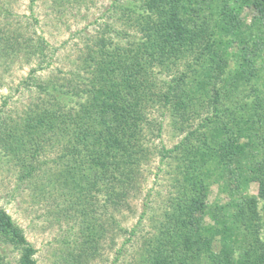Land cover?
Instances as JSON below:
<instances>
[{"label":"trees","instance_id":"1","mask_svg":"<svg viewBox=\"0 0 264 264\" xmlns=\"http://www.w3.org/2000/svg\"><path fill=\"white\" fill-rule=\"evenodd\" d=\"M102 15L74 66L44 75L48 40L0 23V58L35 63L2 96L0 165L74 223L64 264H95L119 234L110 264H264V0H112ZM166 118L172 146L156 142ZM155 156L165 199L124 226ZM6 246L38 264L0 206V264Z\"/></svg>","mask_w":264,"mask_h":264},{"label":"rangeland","instance_id":"2","mask_svg":"<svg viewBox=\"0 0 264 264\" xmlns=\"http://www.w3.org/2000/svg\"><path fill=\"white\" fill-rule=\"evenodd\" d=\"M2 1L4 2L3 6L11 11L8 15V12L0 9V23L6 22L7 28H20L24 33L36 29L35 32L42 34L53 47L52 65L47 70L39 71L43 75L49 74V71L57 73L60 69L67 70L74 66L78 54H80L79 50L83 44L84 34L89 35L95 32L98 26L96 20L102 21L101 17L107 16L102 14L106 12L112 2V0H89L87 5L84 4L81 7L70 5L60 12L53 0ZM7 62H5V58H0V104L2 96L11 93L10 88L13 86L12 90H14L20 80L28 74L31 66L35 65L34 62L27 63L24 56ZM18 97L19 93L15 94V98ZM165 126L163 136L156 139V142L172 146L179 140V137L172 131L169 118L165 119ZM158 162L159 157L155 156L147 166L146 179L139 196L133 201L135 213H125L127 217L123 218L124 226H132L137 222L147 198L156 205L165 199L168 181L165 180L166 174L163 171H158ZM251 190L253 193L256 192L254 187ZM149 193L150 196H148ZM0 206H4L24 229L28 240L37 249L38 264H64L63 252H67L69 246L75 245L74 240L77 237V234L74 233L76 229L72 228L74 223L72 221H55L47 212V205L34 201L32 190L18 188L14 175L1 165ZM143 224V230L150 226L148 219H145ZM126 235H117L114 243H111L108 238L109 240L105 243L106 251L101 257L96 258L94 263L110 264L115 254V249L112 247L119 248ZM6 252H8L11 263L17 264V252L11 247H7Z\"/></svg>","mask_w":264,"mask_h":264}]
</instances>
